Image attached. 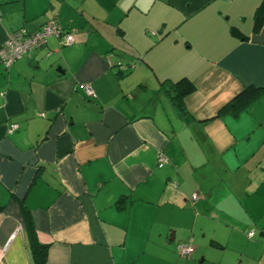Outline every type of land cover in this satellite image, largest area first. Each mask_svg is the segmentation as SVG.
<instances>
[{"label": "crops", "instance_id": "crops-1", "mask_svg": "<svg viewBox=\"0 0 264 264\" xmlns=\"http://www.w3.org/2000/svg\"><path fill=\"white\" fill-rule=\"evenodd\" d=\"M262 3L0 0V47L73 36L0 64V264H36L28 224L45 264H264V93L224 109L264 88Z\"/></svg>", "mask_w": 264, "mask_h": 264}, {"label": "built area", "instance_id": "built-area-1", "mask_svg": "<svg viewBox=\"0 0 264 264\" xmlns=\"http://www.w3.org/2000/svg\"><path fill=\"white\" fill-rule=\"evenodd\" d=\"M51 36L63 39L66 44H70L73 41L72 34L64 30L54 19L46 21L35 31L30 32L24 29H18L9 33L0 47V64L4 69H8L16 59L29 56L35 49L45 44L46 40ZM113 64L119 69H125V66L118 60L114 61ZM83 87L88 98H95V93L89 84H84ZM16 128L17 124L11 126V130ZM167 161V157L164 154L158 155V166H162ZM197 198V193L192 194L193 200ZM248 235H251V232ZM177 251L181 256L188 257L193 251V248L189 243H181L177 246Z\"/></svg>", "mask_w": 264, "mask_h": 264}, {"label": "trees", "instance_id": "trees-1", "mask_svg": "<svg viewBox=\"0 0 264 264\" xmlns=\"http://www.w3.org/2000/svg\"><path fill=\"white\" fill-rule=\"evenodd\" d=\"M262 23H264V3H262L255 14L254 17V30H258ZM237 33V32H236ZM165 83H163V89L165 93L170 96L171 102L173 106L176 108L178 113L181 115L184 114V107H183V97L190 93L194 86L192 82L180 80L177 82H171L170 88H165ZM262 93H264V88H253L248 87L245 88L238 96H236L224 109L231 110L233 112L237 110H241L245 108L250 102L257 99ZM29 232H30V239H31V246L34 259L36 264H45L46 260V245L40 244L35 241L33 230L31 229V225L28 224Z\"/></svg>", "mask_w": 264, "mask_h": 264}, {"label": "water", "instance_id": "water-1", "mask_svg": "<svg viewBox=\"0 0 264 264\" xmlns=\"http://www.w3.org/2000/svg\"><path fill=\"white\" fill-rule=\"evenodd\" d=\"M259 235H260V236H264V234H262V233H260Z\"/></svg>", "mask_w": 264, "mask_h": 264}]
</instances>
